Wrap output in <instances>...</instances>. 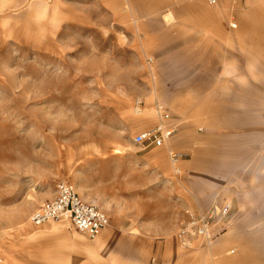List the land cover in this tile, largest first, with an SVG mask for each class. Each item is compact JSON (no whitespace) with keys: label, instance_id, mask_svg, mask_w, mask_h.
<instances>
[{"label":"rangeland","instance_id":"obj_1","mask_svg":"<svg viewBox=\"0 0 264 264\" xmlns=\"http://www.w3.org/2000/svg\"><path fill=\"white\" fill-rule=\"evenodd\" d=\"M222 5L220 23L202 0H0V264H264V0ZM155 100L178 124L163 150L184 161L129 187L113 157L148 173L133 138ZM60 181L109 225L34 227ZM207 197L212 241L183 245Z\"/></svg>","mask_w":264,"mask_h":264},{"label":"built area","instance_id":"obj_2","mask_svg":"<svg viewBox=\"0 0 264 264\" xmlns=\"http://www.w3.org/2000/svg\"><path fill=\"white\" fill-rule=\"evenodd\" d=\"M218 0H206L209 5H215ZM230 1V0H227ZM231 27H236L232 22ZM151 61V59H149ZM143 101H135V107H141ZM156 114L158 123L151 128L136 134L133 141L137 144L147 143L157 146L166 145L173 133V127L166 126L165 121L171 119V114L166 107L156 104ZM170 161L176 163L185 153H177L168 150ZM178 173V172H177ZM230 208L225 204L221 210V216L225 215ZM188 219L178 230V239L183 245H188L191 238L202 235L205 241H211L210 219L214 210L202 212L200 209L188 210ZM30 222L34 226H39L50 221L68 220L78 231L88 237L96 236L109 224L106 213L98 206L82 199L77 190L70 184L60 181L56 184V189L52 198L43 201L29 216ZM1 261V258H0Z\"/></svg>","mask_w":264,"mask_h":264},{"label":"crops","instance_id":"obj_3","mask_svg":"<svg viewBox=\"0 0 264 264\" xmlns=\"http://www.w3.org/2000/svg\"><path fill=\"white\" fill-rule=\"evenodd\" d=\"M202 1L208 7H214V8H203V6H199L198 7L199 8L198 11L200 10L199 11L200 17L203 18V19L206 18L208 22H211V21H213L215 19V21L221 23L223 21V18L227 17V15H230L231 14V11L233 10V8L228 9V7H226L225 5H222L223 3L228 2L227 0H218L217 3L215 5H213V6L207 4L206 0H202ZM230 1H235V0H230ZM193 2H195V1H193ZM233 22L236 23L235 21H233ZM230 23H232V22H229V24ZM236 27H237V23H236ZM236 27H234V28H236ZM231 28L234 29L233 27H231ZM221 29H222V27L220 26L218 28V30H221ZM149 66H150V64H149ZM149 68L151 69L152 67H149ZM136 99H138V98H136ZM136 99H135V101H136ZM156 104H161V103H159L156 100H155L154 103H152V107H153V110L155 112H156V110H155ZM157 120H158V116H157ZM149 121H151V116H147L142 122L143 123H147ZM157 123H158V121L154 125H152V126H149V127H146L144 129H141V130L137 131L136 134H138L139 132H141L143 130H146L148 128L154 127ZM165 124L168 127H170V126L173 127V133H172V135H171V137L169 139V142H170L171 139L173 137H175V135L177 134L178 124L175 123L174 119H172V116H171V119L165 121ZM131 125H132V127H135L134 119L131 120ZM135 145H138V147H139V151H140L139 157H140V159H141V161L143 163L142 165L147 166L148 169H149L148 170V173H145L144 174V178L138 179V178H136V176L134 174L136 172V167H135L136 154L135 153L130 152V151H126V152H124V154L122 156H117V159H116V157H113V162H112V164H113L112 165V170H113L112 179L113 178H116L118 180H123L124 182H127V185L129 187L131 186L133 188H135L136 186H139V187L146 186V184H137L136 183L137 180H139V181L140 180L146 181L148 179L154 180L153 178H154V176L156 177L157 174H159V176H161V172L162 171L164 173H166L165 170L168 171V165L167 164H168V161L171 162L170 161V158H169L168 150L173 151V152H177V153H184V152L178 151V149H173V148H169L167 151H164L163 149L165 148L164 147L165 145L157 146V145H154V144H147L146 142L145 143H141V144L135 143ZM183 157H184V155H182L177 160L176 163L171 162L172 164H174L173 166L175 168V174H178L177 172H180L181 171L180 167H181V162L184 161V160H182ZM116 164H117V169H116ZM129 197H132V196L129 195ZM213 202H215L214 199H210V197H207L206 203L203 204L204 206H201V205L198 204L197 205L198 207H196V210L201 208L204 211V210L208 209ZM219 204L221 205V208H222L225 204H229V202L222 201V202H219ZM106 215H107V213H106ZM107 217H108V215H107ZM108 220H109V217H108ZM60 222H62L64 225H67L68 224L69 227L71 226L72 228H74L73 225L68 220H61V221H59L57 223H60ZM49 223L50 222H46V223H43V225L44 224H49ZM34 227H39V226H34ZM74 229H76V228H74ZM19 232L21 234H23L24 236H26L27 238H29V237H31L33 235V234H31V232L29 233L25 228H20L19 229ZM78 232H80V231H78ZM80 233H82V232H80ZM83 234L84 233H82V235ZM84 235H86V234H84ZM101 238L104 239L106 237L103 236ZM211 241H212V238H211ZM201 242H202L201 240L199 241V239L198 240L196 239L194 241V244H192V245H195V247H196V245L198 246L199 243H201Z\"/></svg>","mask_w":264,"mask_h":264},{"label":"bare ground","instance_id":"obj_4","mask_svg":"<svg viewBox=\"0 0 264 264\" xmlns=\"http://www.w3.org/2000/svg\"><path fill=\"white\" fill-rule=\"evenodd\" d=\"M208 4V3H207ZM211 6H213V5H211ZM231 24V23H230ZM148 59H151L150 57H148ZM150 63V62H149ZM138 99H136V101H137ZM155 108H156V106H155ZM30 221V220H29ZM61 221V220H60ZM50 222H53V221H50ZM31 223V222H30ZM32 224V223H31ZM33 225V224H32ZM43 225V224H42ZM42 225H39V226H42ZM198 240V239H204L205 240V238L202 236V235H196V236H194V237H192L191 238V241L189 242V245L191 244V242L193 241V240ZM1 262V261H0Z\"/></svg>","mask_w":264,"mask_h":264}]
</instances>
